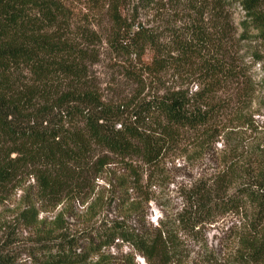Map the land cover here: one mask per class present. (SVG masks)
I'll list each match as a JSON object with an SVG mask.
<instances>
[{
    "label": "trees",
    "instance_id": "trees-1",
    "mask_svg": "<svg viewBox=\"0 0 264 264\" xmlns=\"http://www.w3.org/2000/svg\"><path fill=\"white\" fill-rule=\"evenodd\" d=\"M214 1L219 7L224 0ZM236 1L249 18L244 23L253 22L264 38V0ZM71 29L70 11L61 0H0V199L25 175L34 177L38 201L54 206L83 195L90 178L103 171L109 153L125 161L130 174L122 179L125 184L141 188L147 171L156 173L188 131L211 135L208 128L223 107L212 94L239 77L223 57L205 58V87L192 93L158 90L136 101L131 111L114 108L90 74V51ZM197 37L209 40L202 30ZM188 49L179 51L178 66L197 55L196 48ZM156 62L160 67L167 64L164 58ZM208 140L202 138L200 147ZM237 150L240 146L232 147L230 163L212 179H196L186 188L185 202L173 220L148 225L106 219L81 237L37 242L30 246V255L36 264H88L91 255L103 259L104 247L122 241L146 264H172L182 262L188 252L180 228L191 232L219 214L251 211L249 229L238 234L235 255L242 264H262L264 149L252 146L244 156ZM130 208L136 210V202ZM23 214L36 222L35 203ZM13 263L8 250L0 249V264Z\"/></svg>",
    "mask_w": 264,
    "mask_h": 264
},
{
    "label": "rangeland",
    "instance_id": "rangeland-1",
    "mask_svg": "<svg viewBox=\"0 0 264 264\" xmlns=\"http://www.w3.org/2000/svg\"><path fill=\"white\" fill-rule=\"evenodd\" d=\"M61 1L70 11L71 31L90 51V74L114 108L131 111L136 101L158 90L182 88L192 93L205 87L201 65L205 58L223 57L237 68L239 77L212 94L223 107L217 123L208 128L211 135L188 131L156 173L147 171L141 188L125 184L122 179L130 176L126 163L111 153L83 195L58 205L38 201L36 181L25 175L11 194L0 199V249L8 250L13 264H36L29 253L33 244L62 235L81 237L106 219L148 225L173 220L185 202L186 188L196 179H212L230 163L233 146H240L236 151L240 156L252 146L264 149V38L253 22L244 23L249 18L238 1L224 0L219 7L214 0ZM200 30L208 34V42H200ZM186 46L196 48L197 55L178 66L179 51ZM158 58L167 60L165 67L158 66ZM202 138L209 139L204 148ZM132 201L138 206L133 211ZM32 203L38 211L34 223L23 214ZM250 212L219 214L191 232L180 228L188 252L182 262L172 264H242L235 255L238 234L249 229ZM260 228L264 230V220ZM102 256L91 255L87 263L146 264L122 241L104 247Z\"/></svg>",
    "mask_w": 264,
    "mask_h": 264
}]
</instances>
